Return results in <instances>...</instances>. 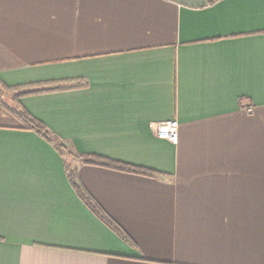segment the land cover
<instances>
[{
	"label": "crops",
	"instance_id": "0c3cea01",
	"mask_svg": "<svg viewBox=\"0 0 264 264\" xmlns=\"http://www.w3.org/2000/svg\"><path fill=\"white\" fill-rule=\"evenodd\" d=\"M0 82V264H264V0H0Z\"/></svg>",
	"mask_w": 264,
	"mask_h": 264
},
{
	"label": "trees",
	"instance_id": "16d2710c",
	"mask_svg": "<svg viewBox=\"0 0 264 264\" xmlns=\"http://www.w3.org/2000/svg\"><path fill=\"white\" fill-rule=\"evenodd\" d=\"M209 1L214 2L216 0H209ZM10 90L12 89L6 87L4 84L0 82V97L4 92ZM53 90H58V88H55ZM34 93L36 92H31V93L24 92L14 95L12 98L13 107L11 106L8 107L1 100H0V105L3 109L8 111L19 121H21V123H23L27 129H30L40 134L45 140H47V142L54 144V146L65 155L67 154L69 156H72V153L68 151L67 148L55 136H53L41 122L32 118L25 110H23L20 107L19 99L27 94H34ZM78 158L83 160L84 164L86 165L101 167L122 173L144 176L148 178H156L161 175L152 170L111 161L106 158L95 157V156H84V157L80 156ZM67 176L71 187L73 188L79 199L83 202V204L117 237H119L121 240L125 241L126 243L130 244L131 241L129 240L128 236L125 234L123 229L118 224H116V222L111 217H109L108 214H106V212L95 202V200L89 195V193L81 185L76 172L74 170L73 171L68 170Z\"/></svg>",
	"mask_w": 264,
	"mask_h": 264
},
{
	"label": "built area",
	"instance_id": "2783aa9c",
	"mask_svg": "<svg viewBox=\"0 0 264 264\" xmlns=\"http://www.w3.org/2000/svg\"><path fill=\"white\" fill-rule=\"evenodd\" d=\"M155 135L160 140L176 144L179 138V123L177 120H167L155 125Z\"/></svg>",
	"mask_w": 264,
	"mask_h": 264
}]
</instances>
